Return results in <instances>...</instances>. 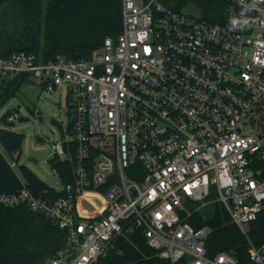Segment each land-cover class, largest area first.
<instances>
[{"label":"built area","instance_id":"built-area-1","mask_svg":"<svg viewBox=\"0 0 264 264\" xmlns=\"http://www.w3.org/2000/svg\"><path fill=\"white\" fill-rule=\"evenodd\" d=\"M222 2L211 20L122 0L123 32L87 58L0 55V89L33 75L70 91L71 140L52 146L74 180L0 195L68 233L41 264H95L138 230L172 264H240L231 252L211 255L212 229L190 221L213 189L245 235L264 209V0ZM248 240V264H264V243Z\"/></svg>","mask_w":264,"mask_h":264},{"label":"trees","instance_id":"trees-1","mask_svg":"<svg viewBox=\"0 0 264 264\" xmlns=\"http://www.w3.org/2000/svg\"><path fill=\"white\" fill-rule=\"evenodd\" d=\"M195 2L204 18H222V0H166L168 7L182 10ZM124 29L122 0H0V55L34 51L44 60L58 55L87 58L101 48L107 37L117 38ZM26 78L11 79L0 89V110L14 96ZM7 122V116L3 118ZM25 135L0 129V144L7 154L20 152ZM0 147V195L19 192L24 183L34 193L50 189L29 167L18 171ZM20 156L17 157L19 161ZM63 182H72L71 163L51 159ZM195 227L209 225L212 232L207 247L211 255L231 252L240 264H248L250 244L264 243V209L245 235L233 222L222 203L215 206L209 218L196 212L191 218ZM68 244V233L42 213L25 205L7 206L0 201V264H41ZM95 264H172L147 242L142 230L129 238H119L115 248ZM178 264H185L184 261Z\"/></svg>","mask_w":264,"mask_h":264},{"label":"rangeland","instance_id":"rangeland-1","mask_svg":"<svg viewBox=\"0 0 264 264\" xmlns=\"http://www.w3.org/2000/svg\"><path fill=\"white\" fill-rule=\"evenodd\" d=\"M159 1L166 4V0ZM182 10L195 15L202 13L195 2H189ZM69 97L70 91L65 85L59 87L57 91H49L31 75L22 82L14 96L0 110V129L6 128L25 135L21 151L12 155L7 154L0 144L8 161L15 165L18 173L21 165L29 167L51 187L62 185L60 175L50 163L53 158L59 160L52 143L55 141L68 143L72 136L68 133L72 117V103ZM15 113H19L20 118L14 123L3 120L5 116ZM19 156L20 159L17 161ZM219 203V193L213 189L209 202L197 212L204 218H209ZM185 204L191 210L201 206V203L189 200L185 201Z\"/></svg>","mask_w":264,"mask_h":264}]
</instances>
